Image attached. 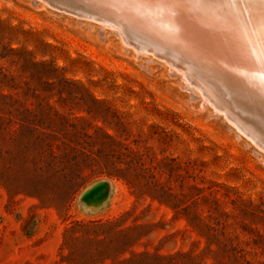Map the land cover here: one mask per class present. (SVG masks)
Returning a JSON list of instances; mask_svg holds the SVG:
<instances>
[{
    "label": "rangeland",
    "instance_id": "obj_1",
    "mask_svg": "<svg viewBox=\"0 0 264 264\" xmlns=\"http://www.w3.org/2000/svg\"><path fill=\"white\" fill-rule=\"evenodd\" d=\"M108 29L0 0V92L96 161L66 205L0 185V264H264V153ZM109 157L129 184L107 177Z\"/></svg>",
    "mask_w": 264,
    "mask_h": 264
},
{
    "label": "bare ground",
    "instance_id": "obj_2",
    "mask_svg": "<svg viewBox=\"0 0 264 264\" xmlns=\"http://www.w3.org/2000/svg\"><path fill=\"white\" fill-rule=\"evenodd\" d=\"M85 1L101 27L114 30L136 55L162 61L264 153V87L247 67L249 58L264 56V47L255 34L239 40L234 29L241 17H264V0H180L179 13L130 7V0ZM165 14L179 23H162Z\"/></svg>",
    "mask_w": 264,
    "mask_h": 264
},
{
    "label": "trees",
    "instance_id": "obj_3",
    "mask_svg": "<svg viewBox=\"0 0 264 264\" xmlns=\"http://www.w3.org/2000/svg\"><path fill=\"white\" fill-rule=\"evenodd\" d=\"M18 103L15 95L0 92V185L8 193L35 198L40 204L66 205L84 180L95 173L93 164L96 161L84 155V149L78 143L65 140L66 131L56 127L53 118L43 117L46 123L33 124V117L32 121L27 119L32 115L29 112L18 115L11 109ZM105 136L113 140L112 136ZM121 164V159L109 157L103 168L107 170V177L122 179L129 184L131 175L126 166L119 167ZM154 187H148L155 195L153 198L165 203V195ZM89 260L80 264H88L93 258ZM128 262L124 259L118 261L120 264Z\"/></svg>",
    "mask_w": 264,
    "mask_h": 264
},
{
    "label": "snow or ice",
    "instance_id": "obj_4",
    "mask_svg": "<svg viewBox=\"0 0 264 264\" xmlns=\"http://www.w3.org/2000/svg\"><path fill=\"white\" fill-rule=\"evenodd\" d=\"M129 6L157 10L164 13H167L168 10H173L179 13V10L185 5L181 3L180 0H130ZM201 6L207 7L208 5L204 3ZM163 22L178 24L179 20L176 19L172 21L171 18L165 14L162 17V23ZM234 29L239 40H245V38H247L248 41H251L252 34H255L259 44L264 47V17L256 19H244L241 17V19L234 24ZM247 67L250 73L255 74L253 79L261 85H264V56H259L255 62L249 58Z\"/></svg>",
    "mask_w": 264,
    "mask_h": 264
},
{
    "label": "water",
    "instance_id": "obj_5",
    "mask_svg": "<svg viewBox=\"0 0 264 264\" xmlns=\"http://www.w3.org/2000/svg\"><path fill=\"white\" fill-rule=\"evenodd\" d=\"M43 4L48 9L64 13L79 19H84L96 23L103 24L101 20H98L89 8L90 6L85 0H36ZM85 192V191H84ZM84 192L80 195V198L84 195ZM86 199V197L84 198Z\"/></svg>",
    "mask_w": 264,
    "mask_h": 264
},
{
    "label": "clouds",
    "instance_id": "obj_6",
    "mask_svg": "<svg viewBox=\"0 0 264 264\" xmlns=\"http://www.w3.org/2000/svg\"><path fill=\"white\" fill-rule=\"evenodd\" d=\"M258 86L264 87V85H261L259 82H256Z\"/></svg>",
    "mask_w": 264,
    "mask_h": 264
}]
</instances>
